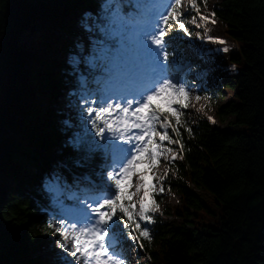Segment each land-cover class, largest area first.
Listing matches in <instances>:
<instances>
[{
    "label": "trees",
    "instance_id": "1",
    "mask_svg": "<svg viewBox=\"0 0 264 264\" xmlns=\"http://www.w3.org/2000/svg\"><path fill=\"white\" fill-rule=\"evenodd\" d=\"M99 2L0 0V264H46L41 251L50 233L41 229L55 208L44 178L51 186L78 188H91L82 180L85 172L104 178L95 165L99 151L88 154L69 143L85 131L66 125L68 113L57 104L77 80L68 64L39 53L50 41L35 27L52 23L71 34L66 18L82 8L99 13ZM118 7L121 16L124 0ZM213 12L238 48L229 58L236 73L211 86L222 100L215 105L217 120L230 118V129L200 115L182 117L184 148H172L184 158L169 164L162 181L164 189L177 190L179 202L164 211L168 221L152 214L151 240L135 232L136 264H264V0H219ZM182 41L178 36L176 49ZM225 89L230 96L224 100ZM214 98L210 94L209 102ZM160 194L154 195L158 204Z\"/></svg>",
    "mask_w": 264,
    "mask_h": 264
},
{
    "label": "snow or ice",
    "instance_id": "2",
    "mask_svg": "<svg viewBox=\"0 0 264 264\" xmlns=\"http://www.w3.org/2000/svg\"><path fill=\"white\" fill-rule=\"evenodd\" d=\"M138 2L142 19L138 28L127 33L126 23L120 16L119 0H104L93 27L88 26L85 17L87 31L95 30L109 38L120 39L114 49L98 39L88 55H82L81 49V53L71 58L74 70L81 59L88 63L100 60L108 75L98 91L79 94L81 105L87 106L84 113L91 129L85 125V134L75 133L69 143L75 150L88 154L103 151L110 163L104 166V183L82 200L77 197V203L71 208L61 206V213L50 217L41 229L56 237L46 264H127L122 247L123 230L128 229L127 237L133 241L138 240L135 232L151 240L149 229L141 227L140 222H154L152 214L159 205L153 198V189L158 188L159 193L165 191L162 181L168 170L161 172L157 166L161 161L184 158L177 154L184 148L180 138L184 110L193 107V101L198 102L202 97L188 84L191 68L185 71L181 66L175 48L178 36L172 33L182 32L191 37L184 19L188 10L196 13L191 18L196 26H199L197 17L202 21L209 18L201 13L197 0ZM202 3L207 6V0ZM105 20L109 21L108 25L103 23ZM216 42L226 44L224 40ZM217 51L228 53L229 48ZM232 68L234 70L235 65ZM161 97L167 98V110L155 103ZM202 109L203 105L197 111ZM208 119L215 123L211 116ZM65 123L71 127L70 122ZM92 131L94 136L90 135ZM97 137L103 143L97 141ZM168 145H179V149ZM141 164H147V170L155 177L156 184L152 188L147 186L144 174L137 171ZM60 179L56 174L53 182L58 183ZM44 187L50 190L49 181H45Z\"/></svg>",
    "mask_w": 264,
    "mask_h": 264
},
{
    "label": "rangeland",
    "instance_id": "3",
    "mask_svg": "<svg viewBox=\"0 0 264 264\" xmlns=\"http://www.w3.org/2000/svg\"><path fill=\"white\" fill-rule=\"evenodd\" d=\"M135 0H127L126 3L131 2V4ZM219 0H207V6L205 7L204 4L200 6L201 13L204 16H207L209 19L207 21L199 20L197 17V23L199 26H196L191 23L192 16L196 15L194 12V15H190V11L188 10L186 14L189 16L184 17L186 24L191 29V37L188 36L187 38V46L185 47V55H186V64L185 69L186 71L191 68V72L188 73L189 78H191V82L188 84L190 87H193L199 91V95L202 97L200 101H193V107L187 109V113L189 114V117L194 119L195 115H200L202 118L206 119L210 125L216 126L219 128H226L230 129V125L228 120L230 118H227V121L223 124L219 123L217 120V117L215 115V105L222 101L218 98L217 92L211 88L212 83L217 81L220 76H226L235 74V69L233 70L232 65L230 61L228 60V56L230 55V52L233 54L236 52V45L234 42L226 37L225 32L223 30V25L215 18L212 17L211 13V7L214 3H217ZM90 14V15H89ZM85 17H87V24L90 27L94 26V20L96 18L95 12L87 11V8H82L80 11H77L73 15H70L66 18L67 27L69 28V31H73V34H69L68 32H65L63 30H60L52 25V23H41L37 24L35 27L36 29L43 34L44 39H46L49 42L48 47L41 46L39 53H42L44 55L51 56L52 58L56 59L57 61L62 62L63 64H69L71 68L67 70L68 73H72L73 76L77 78L78 86L77 89H75L74 93H77L76 95H72L70 98V101L66 99L65 96L68 94H64L61 92V94L58 97V107L68 112V117L65 121L72 123L74 122L73 116L74 115H80L81 112L85 109L84 105H81L79 94L80 93H88L89 90L85 91L80 87L81 80L87 76L86 80L91 82H101L104 80L103 74L105 75V79L107 78V71L106 68L103 65V62L100 60H94L92 63L85 62L83 59H81V62L79 65L75 68L73 67V64L70 62L71 58L74 55H77L78 53H81V49H83L82 55L86 56L92 51L93 43L96 40H104L101 37L96 36V33L98 31L89 32L84 26L85 23ZM215 20V23H212L211 21ZM138 19L131 18L130 21L127 23V27L125 28V33L128 31L133 30L134 28L139 27ZM81 30V31H78ZM209 37H212L213 39H209ZM90 40L91 43H88L87 45L83 44L84 40ZM119 37H115L113 39V46L118 47L117 41L119 40ZM217 40H224L226 41V45H221ZM105 41V40H104ZM79 45V47H78ZM110 46V45H109ZM67 47L73 48L74 52H67ZM223 47H228L229 52L223 53L222 51H217L218 49H221ZM56 50V53H55ZM96 65V66H93ZM207 65V66H206ZM81 66H87L89 69L93 70L94 73L97 74V76H94L93 74L85 73L84 75L79 74L77 75V71ZM100 74L101 76H98ZM94 76V77H93ZM102 88V87H101ZM92 92V91H91ZM66 93H68L66 91ZM222 97L223 99H227L230 96V91L222 90ZM212 95V97H215V102L211 103L209 102V95ZM163 98L164 102L167 104V98ZM160 99V98H159ZM203 105V109L201 111H197V109H200ZM211 116L215 123H212L208 117ZM192 120V119H191ZM194 122V121H193ZM227 123V124H226ZM178 154V153H177ZM173 162H164L161 161V164H159L157 167L160 169V171H164L165 169L170 172L169 164ZM147 164H141L138 166L137 171L141 172L145 176V181L147 183V186L149 188H152L153 185L156 184L155 177L153 176V173L148 171ZM160 173L158 172L157 175ZM172 175V173H171ZM166 188L163 193L160 194V198L162 201L158 204L159 208L156 212L153 214H159L162 219L165 221H168L171 217L168 214L164 215L165 210H170V207L173 204H178L179 202V194L175 188ZM153 191L156 193L158 192L157 189H153ZM58 191L56 190V193ZM68 196L70 194H67ZM71 197V196H70ZM62 203V202H61ZM59 204L60 208L57 210V216L61 213L62 207L63 208H71L74 204ZM145 224L146 222H142ZM56 239L55 236L51 235L49 236L48 244L45 245V247H42V260L46 262L51 255V250L53 248V241ZM126 243H130L131 239L129 237L124 238ZM128 259L130 258L129 264H136L133 258L132 252H127ZM158 264H163L162 262H159Z\"/></svg>",
    "mask_w": 264,
    "mask_h": 264
},
{
    "label": "bare ground",
    "instance_id": "4",
    "mask_svg": "<svg viewBox=\"0 0 264 264\" xmlns=\"http://www.w3.org/2000/svg\"><path fill=\"white\" fill-rule=\"evenodd\" d=\"M87 11H89V10H87ZM78 31H81V30H78ZM74 32H72L71 34H73ZM88 43H91V41L90 40H87V39H85L84 40V42H83V44H85V45H87ZM224 45H226V44H224ZM55 53H56V50H55ZM98 85L99 86H101V85H103V81H101V82H99L98 83ZM81 87H85V89H88L89 90V92H96L99 88L97 87V85H95L93 82H91V81H88V80H86L85 82H81ZM83 179H85V180H83ZM95 179V178H94ZM44 180L46 181H49L47 178H44ZM82 180L83 181H87V182H91L92 183V180L90 179V177H84V178H82ZM60 185H64V183H59V187H61ZM54 186V185H53ZM64 186H67V184H65ZM68 189H69V187H67V188H64V189H60L61 191H63V192H67L68 191ZM75 191H73L70 195H73V193H74ZM63 195V194H62ZM70 195H69V197H70Z\"/></svg>",
    "mask_w": 264,
    "mask_h": 264
}]
</instances>
